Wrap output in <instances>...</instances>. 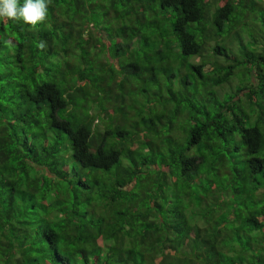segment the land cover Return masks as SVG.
<instances>
[{
  "label": "trees",
  "instance_id": "1",
  "mask_svg": "<svg viewBox=\"0 0 264 264\" xmlns=\"http://www.w3.org/2000/svg\"><path fill=\"white\" fill-rule=\"evenodd\" d=\"M0 264H264V0L0 20Z\"/></svg>",
  "mask_w": 264,
  "mask_h": 264
},
{
  "label": "clouds",
  "instance_id": "2",
  "mask_svg": "<svg viewBox=\"0 0 264 264\" xmlns=\"http://www.w3.org/2000/svg\"><path fill=\"white\" fill-rule=\"evenodd\" d=\"M50 3L51 0H23L21 5L19 0H0V20L23 22L34 28L46 20ZM38 47L43 48V42Z\"/></svg>",
  "mask_w": 264,
  "mask_h": 264
},
{
  "label": "rangeland",
  "instance_id": "3",
  "mask_svg": "<svg viewBox=\"0 0 264 264\" xmlns=\"http://www.w3.org/2000/svg\"><path fill=\"white\" fill-rule=\"evenodd\" d=\"M115 2L119 3V0H115ZM108 4L104 3L103 4V8H98V14H97V23L95 24H99L98 27H96V29H100L102 30L104 33L108 34V35H111L112 37L111 38V41L114 40L115 38H117V33L119 28H120V25H121V22H120V19L118 18V20L115 22L114 20V15L111 16V21L109 20L108 16L106 15V12H107V8H108ZM101 7V6H100ZM104 11V13L101 15V11ZM198 59V57H195L193 56L191 58V60L193 61H196ZM95 122V121H94ZM96 123V122H95Z\"/></svg>",
  "mask_w": 264,
  "mask_h": 264
}]
</instances>
